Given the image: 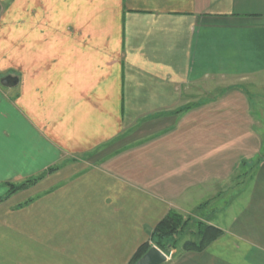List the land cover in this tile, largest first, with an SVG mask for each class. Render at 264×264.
<instances>
[{
    "label": "crops",
    "instance_id": "0c3cea01",
    "mask_svg": "<svg viewBox=\"0 0 264 264\" xmlns=\"http://www.w3.org/2000/svg\"><path fill=\"white\" fill-rule=\"evenodd\" d=\"M9 4L0 264H128L171 211L223 235L166 264H264V155L234 184L262 151L264 0ZM206 82L223 94L192 101Z\"/></svg>",
    "mask_w": 264,
    "mask_h": 264
},
{
    "label": "trees",
    "instance_id": "16d2710c",
    "mask_svg": "<svg viewBox=\"0 0 264 264\" xmlns=\"http://www.w3.org/2000/svg\"><path fill=\"white\" fill-rule=\"evenodd\" d=\"M44 176L45 174H41L40 176L27 179L18 184H10L7 196L32 187ZM29 202L30 200L26 201L25 204H28ZM22 206L23 205H21L20 207ZM189 221H191L190 217H184L176 211H171L156 225L150 239L143 242L137 248L128 264H135L138 260H140L152 247L151 241H153V239H170L177 235H180L182 233V230H184V228L188 225ZM196 233L200 236V240L198 242L194 240H186L182 247L183 251L205 250L215 239L223 235V230L215 225L200 221L198 222V231ZM155 241V245L163 250V248L159 244V241Z\"/></svg>",
    "mask_w": 264,
    "mask_h": 264
},
{
    "label": "rangeland",
    "instance_id": "374dc122",
    "mask_svg": "<svg viewBox=\"0 0 264 264\" xmlns=\"http://www.w3.org/2000/svg\"><path fill=\"white\" fill-rule=\"evenodd\" d=\"M0 3L3 6V12L2 15L5 13V11L7 10V5L9 3H11V0H0ZM10 5V4H9ZM1 15V16H2ZM207 83V82H206ZM208 85H204V87H201V89L199 91H197L196 93H193V96L190 98L192 99V101H200V100H205L207 99L210 95L212 96H220L221 94H223V90H224V85L221 83H214V82H209L207 83ZM211 85V86H210ZM210 86V87H209ZM215 86H217L215 88ZM213 91V94H210V92ZM196 94V95H194ZM263 95V94H262ZM259 101V99H258ZM253 108L254 110H251L252 113H255L254 115L257 117L258 120H254V116L252 117V121H253V128L252 131L257 134L258 136L261 135L262 137V146H261V154L258 155L257 157H251L249 158L248 156H244V161L246 163H248L247 166L242 165L240 166V171L239 173H236L235 177H234V184L235 186H237V184L241 183L243 180H245V182L251 183L250 176L248 177V175H252V173L254 172V170L256 169L259 161L262 159V155H264V107H259L256 103L253 102ZM248 127H246L245 129H247ZM237 151H239V149H237ZM238 157H235V161L237 160ZM248 170V171H247ZM248 177V178H247ZM237 190H241V188H234V192ZM234 201H238V200H234ZM193 219L191 218V221H189L188 225L184 228V230H182V233L180 235H177L173 238L170 239H153L152 242V246L155 245L156 241H159V244L161 245V247L163 248V252L166 253L167 255H171L170 260H172L173 256H174V251L175 249L177 250H181L183 247V244L186 240H194V241H199L200 240V236L196 233L198 231V224L194 225ZM195 235H194V234ZM192 234V235H191ZM156 246V245H155ZM160 249V248H159ZM169 260V261H170Z\"/></svg>",
    "mask_w": 264,
    "mask_h": 264
},
{
    "label": "water",
    "instance_id": "95a60500",
    "mask_svg": "<svg viewBox=\"0 0 264 264\" xmlns=\"http://www.w3.org/2000/svg\"><path fill=\"white\" fill-rule=\"evenodd\" d=\"M17 78L12 76H6L1 80L4 86H13L17 84ZM169 258L161 251L157 246L153 245L148 252L135 264H166L169 262Z\"/></svg>",
    "mask_w": 264,
    "mask_h": 264
},
{
    "label": "built area",
    "instance_id": "2783aa9c",
    "mask_svg": "<svg viewBox=\"0 0 264 264\" xmlns=\"http://www.w3.org/2000/svg\"><path fill=\"white\" fill-rule=\"evenodd\" d=\"M2 12H3V6H2V4L0 3V14H2ZM166 254V253H165ZM166 256L170 259V257H171V255H167L166 254Z\"/></svg>",
    "mask_w": 264,
    "mask_h": 264
}]
</instances>
